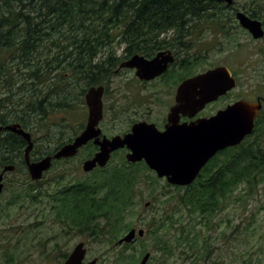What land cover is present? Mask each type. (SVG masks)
Returning a JSON list of instances; mask_svg holds the SVG:
<instances>
[{"label": "trees", "instance_id": "16d2710c", "mask_svg": "<svg viewBox=\"0 0 264 264\" xmlns=\"http://www.w3.org/2000/svg\"><path fill=\"white\" fill-rule=\"evenodd\" d=\"M206 8L207 0H0V120L8 115L12 121L35 124L37 129L44 119L45 142L59 140L51 136L48 119L52 112L76 109L71 96L72 68L81 98L86 85L102 83L98 76L119 61L113 43L117 34H134L136 24L131 19L213 16ZM71 138L60 137L54 150ZM13 142L21 146L18 139ZM224 153L214 160L219 163L216 168L205 166L193 183L175 186L176 192L170 195L162 189V215L143 225L164 256L179 248V257L207 264L210 257L208 251L199 249V235L213 230L210 220L227 206L239 185L246 182L251 187L264 175V113L252 134ZM127 164L123 159L117 167L101 169L89 180L60 187L55 179L58 184L52 190L29 187L24 196L38 202V194H55L60 205L54 216L63 226L88 233L97 241L113 242L133 227L128 216L134 211L140 184H153L148 181L152 177L145 175L150 171L146 165ZM201 241L206 239L202 236ZM145 252L142 248L140 255ZM156 253L152 259L160 261L162 255Z\"/></svg>", "mask_w": 264, "mask_h": 264}, {"label": "rangeland", "instance_id": "374dc122", "mask_svg": "<svg viewBox=\"0 0 264 264\" xmlns=\"http://www.w3.org/2000/svg\"><path fill=\"white\" fill-rule=\"evenodd\" d=\"M241 41L246 40L241 39ZM205 43L210 42L203 43L204 58H202V63L195 68L196 71L203 70L219 62L221 64H231L234 67L242 66L245 68V72L240 73L241 86L238 90L236 88L232 91L231 96L234 98L241 91L259 93V95L264 96V56L255 51L246 55V53H250V50L253 51L254 45L244 42L247 48L241 51L240 49H233L229 44H222L219 49L212 48L205 51L207 47ZM114 81L111 92H113V88L119 85L120 81H124L128 83L126 87L131 94H135L139 98L143 97L141 90L146 88L135 83L131 72L126 71L121 73V76H115ZM80 83L81 81L78 82V84ZM71 89L73 90L71 96L76 109L72 112L62 110L52 112V116L48 119L52 124H50L51 136H55L59 140L60 137H73L81 128L82 122H84L82 121L83 96L78 97L81 87H77V83L73 82ZM111 101L110 97L105 98L106 105ZM228 101L229 98H225L212 105L211 109L214 110ZM166 102L164 99L163 104ZM145 104L133 118L144 117L148 114L151 118H158L161 115L159 112L165 110L164 105L153 98L148 99ZM262 111L264 113V108ZM112 113L113 111L110 110V114ZM105 119L103 125L106 129L119 126V119L114 122H109L111 118L106 117ZM106 122L110 123L108 128ZM41 124L44 126V119L41 120ZM60 124H64L65 127H61ZM44 128L39 127V131L35 133L34 137L38 142L36 149L47 152L48 150H54L59 140H50L47 144L48 142H45L43 137ZM113 129L109 131L114 132L117 130L116 128ZM60 131H62L61 134H59ZM85 153L86 150L82 151L80 155L55 160L42 181L43 191L46 188L48 190L54 189V186L58 184L54 181L55 179L59 181L58 187H60L68 183H79L87 178L97 176V173L100 174L101 171L95 170L87 173L82 170ZM119 156L112 158L105 169L117 167L120 161ZM145 175L152 177L148 180L144 176L148 181H153V184L144 182L140 184V194H138L139 196L132 208L134 211L129 213L128 216L134 227L144 229L143 222H149L153 217L157 219L162 215L165 207L161 202L163 199L162 189L168 190V195L176 192L175 186L167 183L164 178H158L154 173L147 170ZM11 177L20 178L24 181V176L20 174H12ZM28 188L18 185L14 187L11 193L8 190L0 196V264H63V255L69 253L79 241H85L88 248V258L100 257L99 264H137L143 255H140L142 248L149 251L152 257L153 254H157L156 251L161 253L160 261L154 258L151 264H157L158 262L159 264L195 263L191 262L189 258L179 257V248L173 254L164 256L161 250L156 249L155 244H153V234H145L142 237L137 236L125 248L112 246L111 250L110 244L112 242L97 241L90 237L88 233H80L76 229L69 228V226H63L52 215L43 219L40 216L43 204H38L28 197H24V193H27ZM18 194L22 195L15 203ZM232 196V199L227 202V206L210 220L212 225L214 224L212 226L213 230L204 231L199 235L198 241L201 244L199 249L203 250L205 254L208 251L210 258L207 260V264H262L264 262V175L251 187L243 182L232 193ZM124 232L120 233V236ZM171 233H173L172 229ZM202 236L206 239L205 242L201 241ZM102 242L107 244H102ZM186 251L189 253L190 249L186 248Z\"/></svg>", "mask_w": 264, "mask_h": 264}, {"label": "flooded vegetation", "instance_id": "af4514ba", "mask_svg": "<svg viewBox=\"0 0 264 264\" xmlns=\"http://www.w3.org/2000/svg\"><path fill=\"white\" fill-rule=\"evenodd\" d=\"M207 6L208 8H206V13L213 16H204L198 18L184 17L175 19L157 17L131 19L136 24V27L134 28V34L127 36L123 35V33L117 34V42L113 43V48L116 49V57L119 60L117 64H115V66L105 67L106 74L104 75L101 73L98 76L99 79L103 80L102 83L85 86L86 90L83 94L82 104V121L84 122H82L81 128L75 133V135H73V138L78 135L85 127L88 116V108L85 103V94L91 87L103 88L101 97L102 118L100 119L98 126L101 129V134L105 135L107 138H112L113 136H121L122 138L125 137V135L132 131V127L136 123L153 124L160 132L164 131L166 126L169 124L171 125L172 123L176 125L190 124L191 122L197 121L200 118H209L215 115L219 110L224 109L227 105L238 100L261 102L262 107L259 110V116L264 108L263 95L249 91H241L238 92V95L236 94L234 98L231 96L232 91H234L236 88L238 90L241 86L240 73L245 72L244 67H234L231 64H221V62H219L215 63L214 65H210V67H206L203 70L196 71L195 68L202 63V58H204V42H210L205 43L207 46L205 51H208L212 48L219 49L222 44H229V46L233 49H240L241 51H244L247 48V45L244 42H249V44L254 45V47L253 51L250 50V53L248 52L246 55H249L255 51L264 56V0H242V2H240V0H231V3H228L226 0H207ZM238 13H242L246 17L256 20L260 23V36L255 37L249 28L241 24L240 18L237 17ZM131 20H124L123 22ZM241 39L246 41L242 42ZM135 55L140 56L145 60L155 59L157 66L154 68L153 71H155V73L151 77L147 78L140 76L138 74L140 69L136 66L130 67L122 65V63L128 61ZM217 67L227 68L230 77L235 79V86L228 89L224 94L219 95L216 99L205 103L203 108L198 110V112L192 116H190L186 110H184L185 112L182 110H177L176 112L173 111L171 114V110L177 104L176 94L178 86L183 81H186L193 76L205 73ZM108 70L110 73H108ZM126 71L132 73L133 80L137 85L146 88L145 90H141L143 97L139 98L136 97L135 94H131L126 87L128 83L124 81H120L119 85L113 88V92H111V86L115 83V81L113 82L114 77L121 76V73ZM75 80L78 81L77 76H75ZM71 85L73 87V68L71 71ZM109 97L112 101L106 105L105 98L108 99ZM150 98L160 101L161 105H164L165 110L159 112V114H161L160 117L151 118L148 114L144 117L133 118V116L139 112L138 110L146 105L145 102ZM225 98H229V101L214 110L211 109L212 105ZM164 99L167 101L165 103L166 105L163 104ZM110 110L113 111L112 114H110ZM170 114L171 116L169 117ZM106 117H108V119L111 118L109 122H114L119 119V126L108 128L110 123L106 122L108 128L106 129V127L103 125V121H106ZM14 123L19 124L25 132H29L31 135L33 147L29 152V162H36L42 157L55 152L54 150L52 153L46 154V152L36 149L38 142H36L34 136L35 133L39 131V127H44L42 124L38 125L37 129L35 128V124L31 125L30 123H26L24 126L22 122L12 121L8 115L6 118L0 120V184L2 185L0 196L8 190L11 193L14 190V187L18 185L27 188L31 187L33 189L40 185L39 187L42 188L41 184L44 180L45 172L43 173V178L40 180H33L30 178L28 164L25 159V148L27 146V141L20 134H17L11 129L7 128V126ZM113 128H116L117 130L110 132L109 130H114ZM14 138L18 139L21 145L20 147H16L14 145ZM236 146L237 145L229 146L218 150L215 155L206 162L202 169L209 165L216 168L219 163L214 160L222 158L226 150L234 149ZM91 148L93 149V152L89 154ZM98 149V145L94 144L93 140H89L85 145L78 149L76 155H80L82 151L86 150L84 156L85 159H88L91 158L94 153L98 151ZM129 151L130 149L127 147V145L114 150L111 153L109 162L112 160V158L119 155L120 161L123 159L126 161L125 156ZM54 162L55 159L52 160V164ZM126 163H128L127 165H146L143 159L133 163L126 161ZM106 165L108 166V162ZM9 166H12V169L9 170L7 168ZM105 166H96L89 172H93L95 170L99 171L107 167ZM151 172L155 174V172ZM200 172L197 178L200 176ZM12 174L23 175L24 181L20 178H10ZM37 197V203L43 204L40 215L46 212L56 213L60 204L56 201L57 199L55 198V194L52 195L42 193L38 194ZM53 217L56 219L54 214ZM123 234L121 236H123ZM121 236H119L118 239ZM118 239L110 244L111 250L112 246L125 248L126 245L132 243L117 244L116 241ZM82 242L84 243V247L86 249L83 261L88 262L96 258V264H99L101 261L100 257L94 256L92 258H88V248L86 247L85 241ZM102 244L107 243L102 242ZM69 253L63 255V261L66 259ZM151 262L152 256L150 255L148 263L151 264Z\"/></svg>", "mask_w": 264, "mask_h": 264}, {"label": "water", "instance_id": "95a60500", "mask_svg": "<svg viewBox=\"0 0 264 264\" xmlns=\"http://www.w3.org/2000/svg\"><path fill=\"white\" fill-rule=\"evenodd\" d=\"M231 3V0H226ZM241 24L254 34L260 36V23L238 13ZM123 66H136L138 74L151 77L157 66L155 59L145 60L140 56H133L122 63ZM235 86V79L230 77L227 68L217 67L205 73L193 76L183 81L177 88L176 106L171 110H184L192 116L202 109L205 103L216 99L228 89ZM102 87H91L85 94L88 116L83 130L70 141L62 144L53 154L46 155L36 162H29V152L33 141L29 132H25L19 124H11L7 128L20 134L27 141L25 159L28 164L30 178L39 180L43 172L47 171L53 159L74 156L78 149L89 140L98 145L99 149L91 158L82 163V170L91 171L96 166L104 167L111 153L124 146L130 149L126 154L129 162L144 160L148 168L156 173L158 178H165L169 184L186 186L198 176L201 168L215 155L218 150L239 144L245 136L252 133L254 120L261 109V102L238 100L219 110L209 118H200L190 124L167 125L165 130L158 131L153 124L136 123L132 131L125 135L107 138L101 134L98 123L102 118ZM169 115V117L171 116ZM9 170L12 166L7 167ZM1 179V176H0ZM2 185L0 184V191ZM147 205V203H146ZM144 230L132 227L116 243H130L136 235L143 236ZM85 247L78 242L68 254L63 264H96L94 258L84 262ZM150 253L146 252L137 264H148Z\"/></svg>", "mask_w": 264, "mask_h": 264}]
</instances>
